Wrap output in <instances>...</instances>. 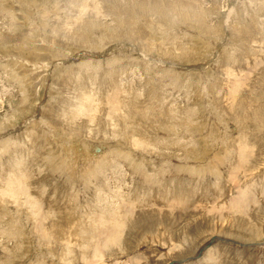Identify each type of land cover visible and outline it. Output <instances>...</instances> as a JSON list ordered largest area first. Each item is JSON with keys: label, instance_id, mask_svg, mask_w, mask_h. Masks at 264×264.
Instances as JSON below:
<instances>
[{"label": "rangeland", "instance_id": "rangeland-1", "mask_svg": "<svg viewBox=\"0 0 264 264\" xmlns=\"http://www.w3.org/2000/svg\"><path fill=\"white\" fill-rule=\"evenodd\" d=\"M0 196V264H264V0H0Z\"/></svg>", "mask_w": 264, "mask_h": 264}, {"label": "bare ground", "instance_id": "bare-ground-1", "mask_svg": "<svg viewBox=\"0 0 264 264\" xmlns=\"http://www.w3.org/2000/svg\"><path fill=\"white\" fill-rule=\"evenodd\" d=\"M20 7H21V6H20ZM4 17H5V16H4ZM7 25H8V24H7ZM89 100H90V99H87V102H88ZM90 101H91V100H90ZM90 101H89V102H90ZM84 103H85V102H84ZM89 105H90V104H89ZM117 108H118V107H117ZM74 111H75V110H74ZM77 111H78V110H77ZM87 111H88V110H87ZM91 111H92V110H91ZM114 111H115V110H114ZM80 112H81V111H80ZM82 112H83V111H82ZM116 112H117V110H116ZM88 113H89V112H88ZM91 113H92V112H91ZM78 114H79V113H78ZM115 114H116V113H115ZM111 115H112V114H111ZM153 140H154V139H153ZM161 144H162V143H161ZM239 147H241V146H239ZM33 153H34V152H33ZM34 156H35V155H34ZM198 157H199V156H198ZM127 158H128V157H127ZM199 158H200V157H199ZM98 159H99V158H98ZM99 160H100V159H99ZM220 161H221V160H220ZM88 162H89V161H88ZM221 162H222V161H221ZM206 163H207V162H206ZM93 164H94V163H93ZM95 164H96V163H95ZM222 164H223V163H222ZM223 165H224V164H223ZM241 165H242V164H241ZM147 166H148V165H147ZM206 166H207V165H206ZM217 166H218V165H217ZM221 166H222V165H221ZM83 168H84V167H83ZM85 169H86V168H85ZM94 169H95V167L93 168V170H94ZM212 170H213V169H212ZM87 171H88V170H87ZM207 171H208V170H207ZM89 172H90V171H89ZM213 172H214V171H213ZM219 172H220V171H219ZM83 173H84V172H83ZM95 173H96V172H95ZM79 174H80V173H79ZM99 174H100V173H99ZM89 175H90V174H89ZM91 176H92V175H91ZM215 176H216V175H215ZM15 177H16V176H15ZM15 177L12 178V179H13V182H14V181H18L17 179H15ZM92 178H93V177H92ZM14 179H15V180H14ZM96 179H98V178H96ZM13 182L11 181V182H9V184L11 185ZM15 183H16V185H14ZM15 183L12 184V187L9 186V187L7 188V193H8V194H7V193H4V192H2V194H3V195L6 194V197H7V195L12 196V197H14V196H18V197H19V196H21V195L23 196V194H19V193H18V195H17V191L20 192L21 189H20V190H16V187H15V186H17V183H19V181H18V182H15ZM21 184H22V183H21ZM21 184H19V185H21ZM24 184H25V183H24ZM83 184H84V183H83ZM5 185H6V184H5ZM5 185H4V186H5ZM19 185H18V186H19ZM235 185H236V184H235ZM197 187H198V186H197ZM238 187H239V186H238ZM5 188H6V186L4 187V189H5ZM25 191H26V190H25ZM22 192H23V191H22ZM78 192H79V191H78ZM20 193H21V192H20ZM26 193H27V192H26ZM41 194H42V192H41ZM25 195H26V194H24V196H25ZM28 195H29V194H28ZM143 195H144V194H143ZM0 197L2 198V196H0ZM4 197H5V195H4ZM4 197H3V198H4ZM3 198H2V199H3ZM7 198H8V197H7ZM19 198H20V197H19ZM25 198H26V197H25ZM4 199H5V198H4ZM10 199H12V198L10 197ZM128 199H129V198H128ZM5 200H6V199H5ZM12 200H14V203H15V202H16L17 200H19V199L15 200V198H14V199H12ZM20 200H21V198H20ZM28 200H29V199H28ZM28 200H27V202H28ZM123 200H124V199H123ZM0 201H1V200H0ZM6 201H7V200H6ZM6 201H5V202H6ZM8 201H9V200H8ZM25 201H26V200H25ZM34 201H35V200H34ZM34 201H33V202H34ZM1 202H3V201H1ZM35 202H36V201H35ZM237 202H238V201H237ZM8 203H9V202H8ZM30 203H31V202H30ZM36 203H38V202H36ZM25 204H26V203H25ZM32 204H33V203H32ZM18 205H19V204H18ZM18 205H17V206H18ZM34 205L36 206V204H34ZM34 205H32V206H33L34 208H36ZM105 205H106V204H105ZM4 206H5V205H4ZM121 207H122V206H121ZM29 208H30V206H29ZM34 208H33V209H34ZM104 208H106V207L104 206ZM123 208H124V207H123ZM125 208H126V207H125ZM125 208H124V209H125ZM35 210H37V209H35ZM35 210H34V211H35ZM118 210H119V209H118ZM40 212H41V211H40ZM115 212H116V214H117L118 211H115ZM119 212H120V214H121V210H120ZM119 212H118V213H119ZM105 214H107V212H106ZM114 214H115V213H114ZM120 214H119V215H120ZM122 214L124 215V213H122ZM107 215H108V214H107ZM110 215H111V214H110ZM119 215H115V216L119 218V217H120ZM219 215H221V214H219ZM105 217H106V215H105ZM123 217H125V215H124ZM123 219H124V218H123ZM126 219H127V218H125V220H126ZM122 221H123V223L125 224L124 220H122ZM95 222L97 223V221H95ZM109 222H110V224H111L112 219H110ZM96 223H95V224H96ZM95 224H94V225H95ZM98 224H99V223H98ZM98 224H97V225H98ZM100 224H101V223H100ZM106 224H107V223H106ZM121 224H122V223H121ZM124 224H122V225H124ZM91 225H92V224H91ZM97 225H96V226H97ZM104 225H105V224H104ZM114 225H116V224H114ZM114 225H113V226H114ZM92 226H93V225H92ZM100 226H102V224H101ZM100 226H97L96 228H98V227H100ZM107 226H108V227H106V226H105V227H106V228H110V227H109V226H110L109 224H107ZM117 226H118V225H117ZM94 227H95V226H94ZM96 228H95V229H96ZM100 228H101V227H100ZM102 228H104V226H103ZM115 228H116V227H115ZM118 228H119V226H118ZM90 229H92V228H90ZM93 229H94V228H93ZM93 229H92L91 231L101 230V229H96V230H93ZM104 229H105V228H104ZM112 229H113V228H112ZM116 229H117V228H116ZM116 229H115V230H116ZM119 230H120V229H119ZM86 231H87V230H86ZM98 232H99V231H98ZM117 232H118V231H117ZM42 233H43V231H42ZM92 233H93V232H92ZM92 233H91V234H92ZM95 233H97V232H95ZM98 235H99V234H98ZM94 237H95V236H94ZM97 237H98V236H97ZM104 237H105V236H104ZM107 237H108V236H107ZM115 238H119V237L117 236V237H115ZM90 239H91V238H90ZM96 239H97V238H96ZM96 239H95V241H96ZM105 239H106V238H105ZM109 239H110V240L112 239V240H114V241H118V240H119V239L115 240V239H113L112 237L109 238ZM104 241H105V240H104ZM108 242H109V241H107V243H108ZM110 242H111V241H110ZM105 245H106V244H105ZM97 250H98V247H97ZM210 252H211V251H210ZM90 254H91V253H90ZM88 255H89V253H88ZM215 255H216V254H215ZM218 256H219V255H218ZM100 257H102V256H101L100 253H99V257H97V258H100ZM213 257H214V256H213ZM91 261H92V260H91ZM129 262H130V261H129ZM94 263H95V262H94ZM95 264H96V263H95Z\"/></svg>", "mask_w": 264, "mask_h": 264}]
</instances>
